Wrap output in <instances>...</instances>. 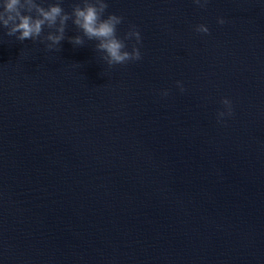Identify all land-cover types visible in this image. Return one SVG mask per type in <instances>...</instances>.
Here are the masks:
<instances>
[{"label": "water", "instance_id": "95a60500", "mask_svg": "<svg viewBox=\"0 0 264 264\" xmlns=\"http://www.w3.org/2000/svg\"><path fill=\"white\" fill-rule=\"evenodd\" d=\"M106 2L141 60L0 28V264H264V0Z\"/></svg>", "mask_w": 264, "mask_h": 264}, {"label": "clouds", "instance_id": "9594fccd", "mask_svg": "<svg viewBox=\"0 0 264 264\" xmlns=\"http://www.w3.org/2000/svg\"><path fill=\"white\" fill-rule=\"evenodd\" d=\"M201 8H205L208 0H193ZM63 0H55L47 7L43 0H0V28L6 29L8 37H15L19 42L31 40L45 45L48 51H59L60 44L66 38L74 47H82L87 41H96L95 51L103 53L102 60L109 68L125 65L142 59L141 52L136 45L141 43V34L135 25H130L129 30L121 38L117 33L118 26L123 22L122 16L105 13L108 9L106 0H79L72 5L71 12H66L61 6ZM71 21L81 35L66 37L68 22ZM224 19L217 23L225 24ZM49 31L44 34V29ZM197 33L209 34V29L204 24L197 25ZM135 41L131 51L127 50L126 41ZM59 46V47H58ZM181 92L185 89L180 81L176 82ZM167 96L165 90L161 93ZM221 104L226 111L217 113L218 122L224 117L233 115L232 102L224 98Z\"/></svg>", "mask_w": 264, "mask_h": 264}]
</instances>
